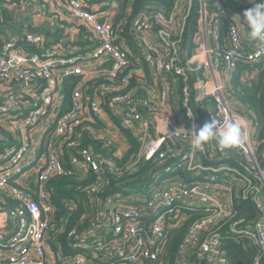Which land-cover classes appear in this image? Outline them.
Returning a JSON list of instances; mask_svg holds the SVG:
<instances>
[{
    "label": "built area",
    "instance_id": "obj_1",
    "mask_svg": "<svg viewBox=\"0 0 264 264\" xmlns=\"http://www.w3.org/2000/svg\"><path fill=\"white\" fill-rule=\"evenodd\" d=\"M239 2L245 11L252 7L249 0ZM62 7L93 33L94 47L84 55L34 49L44 44L40 33L2 41L0 131L9 135L0 139V264H166L171 231L196 212L203 218L189 225L175 264H228V238L256 248L254 264H262L264 138L256 140L255 113L237 107L230 88L242 65L264 64V42L250 39L242 15L219 0H176L169 15L160 7L143 10L132 29L160 81L147 93L140 85L129 87L141 69L130 65L128 45L110 11L89 0H65ZM194 12L195 30L186 34ZM70 76L80 80L71 109L61 113V86ZM101 76L112 84L108 79L98 84ZM171 80L182 88V120L174 117L179 106L171 102ZM107 108L139 143L131 160L116 166L82 145L83 131L91 129L84 114L89 112L90 123H100ZM211 120L235 123L240 142L221 149L210 141L194 150L191 127ZM145 162L152 165L149 192L110 193L102 217H81L69 229L61 222L55 229L54 189L48 184L53 176L80 179L91 169L95 179L84 191L93 203L112 185L110 176L137 173ZM34 167L35 192L21 183ZM241 201L251 202L254 218L238 215Z\"/></svg>",
    "mask_w": 264,
    "mask_h": 264
},
{
    "label": "crops",
    "instance_id": "obj_2",
    "mask_svg": "<svg viewBox=\"0 0 264 264\" xmlns=\"http://www.w3.org/2000/svg\"><path fill=\"white\" fill-rule=\"evenodd\" d=\"M5 10H7L9 15L4 13ZM74 20L75 19L73 18L71 13L67 9H64L62 7V0H7V4L5 6L2 5V2H0V39L1 41H3L5 40V38H19L24 33H40L44 36V44L42 45V47L34 49H38L39 51H47L56 48L61 50L64 49L65 51H70L74 54L79 53L81 55H84V52L86 50H91L94 47L92 42L94 41L93 37H90L93 35V33L86 27H82V29L77 26L76 23L78 22ZM243 29L247 34L245 26L243 27ZM141 44V38L133 40L128 44L130 65H136V67L141 69V74L138 77L139 79L136 80V77L133 76L129 87L140 85V89H148L147 93H149L151 90L150 88H152L153 86L155 88H158V84L160 83V81L158 80L157 71L156 76L153 77L151 67L143 57L144 53ZM133 52L141 55L134 54ZM152 60L155 64L154 56H152ZM110 65L111 63H108L106 66ZM91 66L92 65L89 63L88 67L91 68ZM147 67L149 71V77L146 76L145 70L147 69ZM261 68L263 71V63L256 64L252 67H246L245 65H242L237 71L236 78H238L242 84H246V86L253 91L254 84L260 82L262 73ZM171 81L175 82V80ZM147 83H150L153 86L148 85ZM226 84L228 87H230L229 81H226ZM232 84L233 81L231 82V87ZM177 87L181 88L179 84L177 85ZM2 90L3 89L0 88V93H2ZM2 94H4V92ZM142 94H144V91H142ZM0 96L2 95L0 94ZM234 100L235 104L240 103L237 99ZM173 101H175L176 104L180 105L183 100L180 97L177 102V99L173 97ZM106 106L111 107L109 104ZM177 106L178 105H176V107ZM87 108L90 110V107ZM180 109L181 107L175 108L176 114L174 115V117L176 121L182 120L184 118L183 111L179 112L181 111ZM107 111V114H104V116L102 117V122L100 123H90L94 121H91V117L88 115L89 112L85 113L84 116L87 118L86 122H88L91 126L89 132L94 139L92 141L96 142L98 149L102 148L104 150L109 163L113 166H116L120 165L123 161L131 160V156L139 148V143L137 142L138 145L134 147L131 143V140H134L135 136L129 130L124 129L120 126V119H113L114 117H112L109 108H107ZM165 126V123H159L160 129H165ZM86 147L93 149V146L91 144L87 145ZM97 155L101 157L103 156L102 153H97ZM118 162H120V164H118ZM63 166L66 167L65 164H63ZM36 168L37 167H34L27 171L24 179L21 181L22 184L30 188V190L33 192L36 191V187L34 185ZM89 173L90 170L81 172V181L86 179L85 176ZM143 178L141 179V181H132L133 183L128 185H125V182L119 185L115 184L116 187L121 188V190H116L115 192L123 191L125 195L144 194L146 192H149L151 190L150 185H152V183L147 178ZM86 198V205H88V208L85 210L86 212L82 217H102L105 209L107 195L97 197V201H93V203L89 200L90 197L88 195H86ZM78 199L79 196L76 195L74 200H70L68 202V204L73 203L71 205V208H78L76 205V200ZM51 202L54 205V202L52 200ZM89 208H91V210H88ZM64 222H66L65 219ZM2 252L7 255L9 253V250H2ZM166 264H169L168 259L166 260Z\"/></svg>",
    "mask_w": 264,
    "mask_h": 264
},
{
    "label": "trees",
    "instance_id": "obj_3",
    "mask_svg": "<svg viewBox=\"0 0 264 264\" xmlns=\"http://www.w3.org/2000/svg\"><path fill=\"white\" fill-rule=\"evenodd\" d=\"M65 0H62L64 2ZM95 7L100 8L102 11H108L110 9L114 10L111 15H108L109 18L113 21V23L119 27L121 36L123 40L125 39L127 45L136 40L135 33L132 29L133 22L136 16L142 12L146 11H154L158 7H160L167 15L171 13L173 10L176 0H89ZM2 5L7 4V0H0ZM222 2V5L228 7L230 9H234L239 12L241 15L245 11V6L239 2V0H219ZM227 5V6H226ZM3 10V8H2ZM5 14L9 15L7 10L4 11ZM75 21V20H74ZM222 26V30H227V21ZM77 26L82 28V25ZM196 25V13L194 12L192 17L188 20L187 31L186 34L192 33L195 29ZM83 29V28H82ZM129 46V45H128ZM3 48V43L0 39V50ZM134 53V52H133ZM138 54V53H134ZM141 55V54H138ZM130 59V58H129ZM131 61V60H130ZM133 65V64H132ZM246 67H252L254 65H245ZM146 76L149 77L148 67L145 70ZM262 71V68H261ZM237 75L233 78V84L230 88L233 99H237L240 104L242 110L245 112L253 111L256 116V123L258 125V134L259 139L264 138V70L261 73L260 82L254 84V90L252 91L250 88L246 86V84H242ZM80 80L79 76H70L66 77L61 86V94L64 97V101L60 106L61 113L69 111L72 107V94L73 90L77 86ZM102 81H107L104 77L97 79V83L100 84ZM108 82V81H107ZM109 83V82H108ZM150 85V83H147ZM86 93L90 94L93 97V93L91 90L86 91ZM105 100L106 98L103 97ZM171 102L174 106L179 105L176 104L173 99ZM182 112V107H181ZM9 135L8 131L1 130L0 131V139ZM8 141H11V136H8ZM90 135L89 130L83 131V140L82 145H92L93 150L98 154L102 153V158L106 159V153L104 150L98 149L96 142ZM96 141V140H95ZM132 145L135 147L137 144V140H131ZM261 146V145H260ZM261 148V147H260ZM137 149V148H136ZM135 149V150H136ZM64 158H65V166H69V150L64 147ZM120 164V162H118ZM152 169V165L148 162L142 164L141 169L137 173L133 174H123L121 177L116 178V176H110V183L112 187L104 188L100 190L96 195L98 197L106 196L110 193L115 192L116 190H121L120 187H116L115 183L118 181H125V185L133 183L132 181L140 180L146 178V175ZM86 179L81 181V178L78 179L75 176L63 175V176H53L48 182L49 186L54 189L52 194V201L56 207L55 211V219L54 224L55 229H58L63 222L66 226V229L72 228L77 224V220H79L83 214L86 212L85 210L88 208L87 198L85 195V186H87L90 182L95 179L94 172L90 169V173L87 174ZM76 195L79 196V199L76 200L77 209L71 208L68 206V202L70 200H74ZM90 207V206H89ZM237 209L239 211V216H245V218L252 219L256 216V212L254 211L252 204L250 201H241L238 203ZM88 210H91L89 208ZM199 212L193 213L191 217H189L182 225L173 229L170 234V239L168 242L166 254L164 255V259L169 260V264H175V259L179 254L181 244L188 232L189 225L197 219L203 218L200 217ZM239 217H236V219ZM63 219V220H62ZM64 219L66 222H64ZM228 229V225L225 226L224 230ZM66 238V234L63 235ZM64 238V240H65ZM244 241H236L232 238L226 239V248L228 249V264H254V258L258 254L256 248L251 246L244 245ZM264 264V262L262 263Z\"/></svg>",
    "mask_w": 264,
    "mask_h": 264
},
{
    "label": "clouds",
    "instance_id": "obj_4",
    "mask_svg": "<svg viewBox=\"0 0 264 264\" xmlns=\"http://www.w3.org/2000/svg\"><path fill=\"white\" fill-rule=\"evenodd\" d=\"M252 7L242 14V23L247 36L252 40L264 42V0H249ZM210 141H215L221 149H227L240 142L239 127L231 122L211 120L199 129L191 127V144L194 150H199Z\"/></svg>",
    "mask_w": 264,
    "mask_h": 264
},
{
    "label": "rangeland",
    "instance_id": "obj_5",
    "mask_svg": "<svg viewBox=\"0 0 264 264\" xmlns=\"http://www.w3.org/2000/svg\"><path fill=\"white\" fill-rule=\"evenodd\" d=\"M110 11V15L112 14V11H113V13H114V10L113 9H110L109 10ZM263 66H264V64H263ZM219 72V71H218ZM101 77H103V76H101ZM107 79H108V77L107 76H105ZM108 82H109V84H112V80H109L108 79ZM177 83H175L174 82V84H173V90H172V97H174L175 99H177V102H178V100H179V98H180V95L182 94V89L181 88H178L177 87ZM178 89V90H177ZM181 102V101H180ZM179 102V103H180ZM179 107H182V103L180 104V105H178ZM237 107H241V104L240 103H237ZM258 136H259V134H258ZM258 136H257V138H256V140L259 142V138H258Z\"/></svg>",
    "mask_w": 264,
    "mask_h": 264
}]
</instances>
